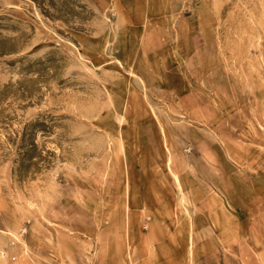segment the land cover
Segmentation results:
<instances>
[{
    "label": "rangeland",
    "instance_id": "374dc122",
    "mask_svg": "<svg viewBox=\"0 0 264 264\" xmlns=\"http://www.w3.org/2000/svg\"><path fill=\"white\" fill-rule=\"evenodd\" d=\"M0 264H264V0H0Z\"/></svg>",
    "mask_w": 264,
    "mask_h": 264
}]
</instances>
